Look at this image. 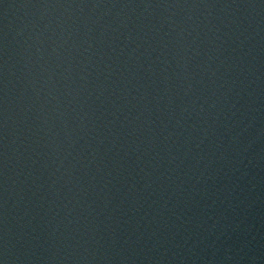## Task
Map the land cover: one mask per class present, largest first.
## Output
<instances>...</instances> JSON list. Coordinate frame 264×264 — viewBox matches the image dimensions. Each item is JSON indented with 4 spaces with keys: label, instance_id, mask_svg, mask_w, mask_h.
<instances>
[{
    "label": "water",
    "instance_id": "obj_1",
    "mask_svg": "<svg viewBox=\"0 0 264 264\" xmlns=\"http://www.w3.org/2000/svg\"><path fill=\"white\" fill-rule=\"evenodd\" d=\"M0 264H264V0H0Z\"/></svg>",
    "mask_w": 264,
    "mask_h": 264
}]
</instances>
